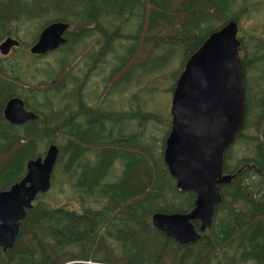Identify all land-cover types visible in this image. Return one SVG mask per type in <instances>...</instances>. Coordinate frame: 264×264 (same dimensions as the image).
Wrapping results in <instances>:
<instances>
[{"label":"trees","instance_id":"1","mask_svg":"<svg viewBox=\"0 0 264 264\" xmlns=\"http://www.w3.org/2000/svg\"><path fill=\"white\" fill-rule=\"evenodd\" d=\"M256 6L251 0H0V42L8 36L20 42L0 58V192L55 144L51 189L63 181L80 209L50 204L49 193L37 196L13 247L0 249V264H264V23L260 36L238 37L245 121L224 154V173L233 179L219 186L211 227L195 243L179 245L151 223L154 213H187L195 201L193 192L177 189L164 163L171 115L153 109V95L172 93L207 37ZM53 22L69 24L65 44L31 55ZM106 66L88 104L90 75ZM158 80L169 88L157 89ZM131 89L137 92L125 107L111 105L112 95ZM11 98L38 118L22 126L6 122L2 111Z\"/></svg>","mask_w":264,"mask_h":264},{"label":"water","instance_id":"2","mask_svg":"<svg viewBox=\"0 0 264 264\" xmlns=\"http://www.w3.org/2000/svg\"><path fill=\"white\" fill-rule=\"evenodd\" d=\"M69 24L47 25L30 46L29 53L43 56L65 44ZM8 36L0 42L7 56L19 47ZM6 122L22 126L38 115L25 108L20 98L9 99L2 111ZM171 125L165 138L163 160L180 191L195 194L187 213H154L152 226L179 245L195 243L212 225L222 200L219 186L233 176L224 173V154L242 131L245 121L244 71L240 56L238 24L228 21L213 32L187 59L170 102ZM58 148L50 144L42 157L26 164V173L8 190L0 192V249L13 247L20 223L36 197L51 189ZM194 222H198L196 229Z\"/></svg>","mask_w":264,"mask_h":264},{"label":"rangeland","instance_id":"3","mask_svg":"<svg viewBox=\"0 0 264 264\" xmlns=\"http://www.w3.org/2000/svg\"><path fill=\"white\" fill-rule=\"evenodd\" d=\"M253 3L258 4L259 6H256V10L253 11L252 13H246L243 15V17L239 20L238 23V37H245L248 36L250 33L255 34L256 36L261 35V26L264 23V0H251ZM33 38L30 34H27L24 37V40L29 41ZM18 48V47H17ZM13 50L7 55V56H2L1 57H9L13 53ZM81 49H78L77 53L80 52ZM242 51L241 55L242 56ZM108 66V64H107ZM100 72L99 74H92L90 75V84L89 87L86 88L85 90V96L87 102L92 104V100L94 99L93 96L95 95L96 92L100 91L102 87H100L102 83V78L104 77L103 73L105 74L107 72L108 67ZM102 73V74H101ZM156 88L161 89V90H166L169 88V84L165 80H158L156 82ZM117 92H119L117 90ZM135 89H131L130 91L126 92L125 94H118L116 96H113L110 98L111 100V105L115 108H120L121 106L125 107L126 104H128V97L133 94ZM163 94V93H162ZM153 95L154 97V110L157 108L158 112L160 110H163L165 112H168L170 115V102H171V96L172 93H164L163 95ZM129 106V105H127ZM171 118V116H170ZM159 132V131H158ZM157 132V134H158ZM162 133V131L160 130ZM159 135H157L158 137ZM245 146L240 147L241 150L243 151ZM237 149V148H236ZM237 151V150H236ZM238 152V153H239ZM56 166V165H55ZM59 185L55 189H51L48 193V202L54 206H63L69 209H75V210H80L78 203L75 201V195L73 192L67 188L66 185H63L62 183H57Z\"/></svg>","mask_w":264,"mask_h":264},{"label":"flooded vegetation","instance_id":"4","mask_svg":"<svg viewBox=\"0 0 264 264\" xmlns=\"http://www.w3.org/2000/svg\"><path fill=\"white\" fill-rule=\"evenodd\" d=\"M47 55V54H46ZM86 102H87V100H86ZM88 103V102H87ZM89 104V103H88Z\"/></svg>","mask_w":264,"mask_h":264}]
</instances>
